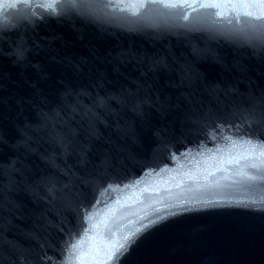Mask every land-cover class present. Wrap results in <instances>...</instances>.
<instances>
[{"label": "water", "instance_id": "95a60500", "mask_svg": "<svg viewBox=\"0 0 264 264\" xmlns=\"http://www.w3.org/2000/svg\"><path fill=\"white\" fill-rule=\"evenodd\" d=\"M51 2L0 0V119L5 128L36 124L40 109L63 111L65 89L87 91L79 99L92 112L81 108L69 127L57 126L67 147L50 128L33 133L28 151L13 147L18 134L0 144V163L22 161L13 190L0 193V246L22 247L34 264H191L209 251L218 264H264V180L237 174L257 175L244 169L247 129L233 127L240 121L229 114L230 102L205 89L264 84L260 50L233 39L247 18L232 15L223 0H188L184 23L202 30L187 32L163 22L172 10L143 6L147 0H112L114 21L63 8L56 18ZM214 2L221 7H202ZM20 45L30 51L14 63ZM152 60L160 61L156 71ZM33 65L47 74L39 91L48 102L21 110L18 95L37 82ZM127 90L134 95L118 102ZM97 96L104 105L94 103ZM7 183L0 175V187ZM132 233L135 242L112 261Z\"/></svg>", "mask_w": 264, "mask_h": 264}, {"label": "snow or ice", "instance_id": "6c2138e0", "mask_svg": "<svg viewBox=\"0 0 264 264\" xmlns=\"http://www.w3.org/2000/svg\"><path fill=\"white\" fill-rule=\"evenodd\" d=\"M26 2V0H25ZM223 3L232 8V15L236 17H245L246 26L239 29L234 35L235 42H242L254 49H259L261 56L264 57V0H223ZM161 5L165 9L172 10L171 13L163 18V22L167 24L168 20L174 21L172 27L184 28L187 32L201 31L202 29L195 25L185 24L184 21L188 19L184 13V9L188 7V0H147L146 4ZM117 6L112 3V0H63L62 3H57L56 0H52L47 5L49 12L56 18L59 17L57 8L66 9L70 13H74L84 18L90 19H105V20H118L119 18L114 16L107 10L116 8ZM204 8L219 9L221 3H207L203 4ZM257 9L258 14H253L249 9ZM119 11L124 9L120 8ZM258 21L259 23H253ZM158 26V25H157ZM30 49H26L23 45L17 46L12 55L16 57L14 63H21L26 59V52ZM2 54V53H0ZM124 56L125 54H121ZM52 59L56 63H63L64 58L57 59L55 54L52 55ZM160 61H151V71H156V65ZM37 69V82L29 85L31 91L27 95L19 94L16 99V105L19 109L23 110L26 106H32L35 104L36 99H39L41 104L48 102L47 97H44L39 91V81L47 80V74L43 68L39 65H33ZM73 67L76 71L80 70L79 64H74ZM181 72L183 73V79L190 78V70L186 66H181ZM4 79L3 73L0 72V81ZM102 86V83H101ZM4 85L0 83V88ZM207 93L214 96L218 101L221 96L226 101L230 102L227 106L229 114L236 120L240 121L239 125L233 124V127H243L247 129L244 132V136L247 139H243V143L247 145V154L242 157L245 161H248L244 165V169H255L257 175H250L248 171L241 170L237 174L247 178L248 180H264V84H257L255 81L249 79L243 89L238 85L229 84L226 87H222L219 84L205 85ZM81 95L87 96L89 93L81 89L78 93H74L72 89H65L62 93L63 111L61 108H53L50 111H44L40 109L37 113V123L32 124L29 121H24L23 125H16L5 128V125L0 119V144H8L9 139L16 136H20V140L17 141L14 148H23L28 151L31 149V143L35 137L33 133H40L41 131L48 130L55 133L53 137L59 143L68 146L70 142L64 134L57 131V126L69 127L70 114L78 113L81 108H84L86 112H92V109L82 105L79 97ZM134 94L131 90H127L122 93L118 102L127 103L128 98ZM69 98L73 102L68 103ZM116 99V97H111ZM106 98L97 96L94 103L104 105ZM5 103L3 96L0 95V107ZM134 111L142 110V104L137 102L133 105ZM70 131H72L70 129ZM156 135L163 137L165 130L160 129ZM7 137V138H6ZM3 159V154L0 153V160ZM258 161V162H257ZM22 161L17 156L10 159L8 163H0V175L8 177V183L0 187V193L4 188L9 191L13 190V186L16 183L14 175L21 172V168L17 167ZM239 163V161H236ZM106 167L111 166V161L106 159L104 161ZM85 183L88 181L85 180ZM67 187V186H65ZM51 191V189H50ZM136 234L132 233L129 236L123 237V242L120 243L115 250L110 253L112 261H117V258L122 254H126L131 245L135 242ZM190 254H193L190 250ZM40 257V260H43ZM34 264L30 261L26 250L15 244H8L7 247L0 246V264ZM191 264H218L215 253L209 251L205 256L191 262Z\"/></svg>", "mask_w": 264, "mask_h": 264}]
</instances>
